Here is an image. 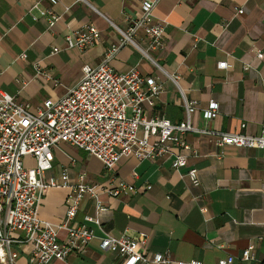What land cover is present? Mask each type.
<instances>
[{
  "label": "crops",
  "instance_id": "crops-1",
  "mask_svg": "<svg viewBox=\"0 0 264 264\" xmlns=\"http://www.w3.org/2000/svg\"><path fill=\"white\" fill-rule=\"evenodd\" d=\"M37 2L61 16L55 25L44 17L33 18L30 9ZM141 13V0H58L56 4L0 0V94L9 93L29 103L32 110L46 99L58 100L82 78L84 66L96 67L103 61L111 44L122 38L118 29H127ZM152 20L166 23L164 44L152 52L155 63L125 45L111 66L123 72L135 68L155 77L163 87L155 112L172 123L184 120L185 97L196 105L194 126L259 134L264 126V0H157ZM87 25L100 30V41L84 51L67 48V35ZM135 39L147 47L143 30ZM54 47L60 51L53 53ZM221 61L231 66L219 68ZM35 64L52 80L38 77ZM172 76L178 77L177 83ZM211 100L219 103V113L206 122L203 110ZM186 138L191 156L188 167L180 169L173 167L172 156L155 160L131 156L122 158L110 172L99 159L69 144L54 148L47 178H60L67 168L74 183L86 173L89 182L100 185V200L109 211L101 216V225L86 222V215L95 217L97 212L95 201L85 196L73 222L87 224L96 237L85 253L50 264H123L119 255L101 250L104 232L146 233L150 252L169 251L174 259L202 264H217L230 256L235 264H247L242 253L252 246L255 259L250 264H264V150L221 148L198 132ZM25 162L35 164L33 157ZM192 167L198 170L199 185L187 175ZM112 177L115 184L125 180L137 192L110 196L104 189L111 186ZM69 193L66 187L50 188L39 207L40 219L61 224ZM66 234L60 231L62 238ZM31 251V243L20 246L17 264H30Z\"/></svg>",
  "mask_w": 264,
  "mask_h": 264
},
{
  "label": "built area",
  "instance_id": "built-area-1",
  "mask_svg": "<svg viewBox=\"0 0 264 264\" xmlns=\"http://www.w3.org/2000/svg\"><path fill=\"white\" fill-rule=\"evenodd\" d=\"M141 4V15L132 20L127 29H118L122 38L111 44L103 61L96 67L84 66L82 78L58 100L46 99L32 110L29 103L6 92L0 94V264H17L19 247L25 243L32 244L30 264L65 261L73 253H85L96 237L87 224L73 220L88 195L95 201L97 215H86L84 220L101 225V216L109 208L100 200V185L89 182L86 173L71 182L67 168L62 170L60 178L46 176L53 167L52 150L63 143L96 157L110 172H114L122 158L131 156L139 160L172 156L175 169L188 167L191 146L186 136L193 132L207 136L221 148L233 145L264 150V126L256 135L217 131L208 126L198 128L192 121L196 105L185 97V118L172 123L155 112L156 100L163 88L155 77L143 75L135 68L123 72L111 66L112 59L125 45L134 46L155 63L152 52L164 44L166 23L152 20L157 0H141ZM65 9L69 11L70 7ZM34 10L38 11L37 16L33 14ZM30 12L34 19L46 18L50 26L61 18L52 9L42 8L39 2ZM139 30H143L149 39L146 48L135 39ZM100 39V30L87 25L68 34L66 46L84 51ZM58 51L59 47L53 48V53ZM258 57L263 58V54L259 52ZM230 66L228 61L218 63L222 69ZM35 69L38 77L52 80L40 64H35ZM171 79L175 83L178 81L177 76ZM218 113L219 103L213 100L203 110L206 122ZM241 127L245 128L246 123ZM27 157L34 158L33 166L26 164ZM187 175L194 185L200 184L197 168H190ZM111 181V186L104 191L112 197L137 192L136 187L125 180L115 184L112 177ZM53 187L70 189L66 217L59 225L39 217L42 200ZM150 188L147 185V189ZM61 230L67 232L65 238L60 236ZM148 239L146 233L114 236L104 232L99 246L104 252L122 257L123 264H202L198 260L174 259L169 251L150 252ZM252 248L249 246L242 253L241 259L247 264L255 259ZM217 264H235V257L220 259Z\"/></svg>",
  "mask_w": 264,
  "mask_h": 264
},
{
  "label": "rangeland",
  "instance_id": "rangeland-1",
  "mask_svg": "<svg viewBox=\"0 0 264 264\" xmlns=\"http://www.w3.org/2000/svg\"><path fill=\"white\" fill-rule=\"evenodd\" d=\"M52 153L54 154V149L52 150Z\"/></svg>",
  "mask_w": 264,
  "mask_h": 264
}]
</instances>
